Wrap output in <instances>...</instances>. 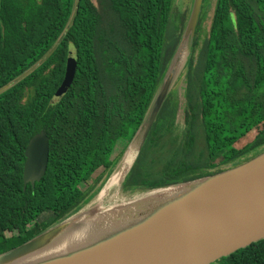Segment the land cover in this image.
I'll return each instance as SVG.
<instances>
[{"label": "trees", "instance_id": "1", "mask_svg": "<svg viewBox=\"0 0 264 264\" xmlns=\"http://www.w3.org/2000/svg\"><path fill=\"white\" fill-rule=\"evenodd\" d=\"M171 2L0 0V252L70 216L100 190L102 175L92 184L89 178L125 150L178 45L183 17L169 34ZM203 10L182 81L167 93L123 192L214 174L264 148V0H215L199 45ZM63 32L54 51L15 81ZM70 51L75 74L57 97ZM179 114L182 135L154 157ZM40 130L49 139L46 171L34 185L24 184L25 148ZM199 135L204 143L195 152ZM44 215L48 220H39ZM218 264H264V238Z\"/></svg>", "mask_w": 264, "mask_h": 264}, {"label": "water", "instance_id": "2", "mask_svg": "<svg viewBox=\"0 0 264 264\" xmlns=\"http://www.w3.org/2000/svg\"><path fill=\"white\" fill-rule=\"evenodd\" d=\"M202 3L203 0H191L184 30L171 58V60L175 59L174 67L177 66L176 59L180 52L185 51L186 53V45L189 42L192 43ZM76 9L77 2L68 26L74 19ZM64 34L65 32L58 37L53 47L39 62L23 72L15 81L26 76L47 58L62 40ZM75 70L76 54L74 51H70L67 55L64 78L57 88L55 96L59 97L67 91ZM164 74L140 126L111 167L113 169L117 165L114 173L117 172L130 146L133 143H138L122 176L116 183H111L107 187L109 190L113 187L117 188L116 193L121 197L122 194H130L138 189L128 191V193L123 192L121 183L136 159L163 101L170 91L171 75L164 78ZM10 85L11 83L5 85L3 89ZM48 154L49 139L45 132L40 130L29 139L25 148L24 184L29 182L34 185L42 178L46 171ZM146 188H152V195L134 200L130 206L137 207L134 215L140 214V220H142L140 226L96 247H90L63 259L48 260L40 264H210L239 248L264 238V151L247 161L214 174L174 185ZM164 189H177L181 193L175 197H166L164 193H161ZM151 201L153 203L149 206ZM121 205L124 204L114 203L108 209L120 210L125 207ZM102 209L107 210L106 208ZM149 210L151 211L148 212ZM86 212L90 213V211L82 213ZM68 217L31 239L0 252V264H14L15 261L34 252L44 244H49L53 236L66 228L77 216L64 222Z\"/></svg>", "mask_w": 264, "mask_h": 264}, {"label": "bare ground", "instance_id": "3", "mask_svg": "<svg viewBox=\"0 0 264 264\" xmlns=\"http://www.w3.org/2000/svg\"><path fill=\"white\" fill-rule=\"evenodd\" d=\"M184 54L185 51H181L177 57V66L181 63ZM137 144L138 143H133L130 146L120 168L114 173L109 183L106 185V188L109 184L116 183L122 176L128 166V161L135 153V146ZM161 193H164L166 197H175L178 196L181 191L177 189H164ZM152 203L153 201L148 205L151 206ZM124 206L125 207H122L120 210L115 208L103 210L99 208L90 211V213L86 212L78 215L75 220L66 226V228L56 233L49 244H44L34 252L15 261L14 264H40L48 260L63 259L90 247H96L114 239L126 231L140 226L142 221L140 220V214L137 213L134 215L133 208L135 207L134 209H136V206L130 207L132 206L131 204Z\"/></svg>", "mask_w": 264, "mask_h": 264}, {"label": "rangeland", "instance_id": "4", "mask_svg": "<svg viewBox=\"0 0 264 264\" xmlns=\"http://www.w3.org/2000/svg\"><path fill=\"white\" fill-rule=\"evenodd\" d=\"M93 1L96 2V0H93ZM190 3H191V0H172L171 7H170V17H171L170 20L171 21L169 20L170 23H168V27H167V30H168L169 34L175 33L176 28H177L178 24H180V21H181V19L183 17V19H182L183 22L181 21L182 25L179 28V30H177V33H179L180 37H181V34H182L183 30H184V26H185V23H186L188 10L190 8ZM214 3H215V0H208L207 2L205 0L204 3H202V6H204V10L203 9H201V10H203L205 12V14H204V16L202 18V21H201V30H200L201 31L200 32L201 33L200 34V38L201 39L198 42L199 45H201V40L203 39V37H204L208 27H209L211 15H212V12H213ZM190 44H191V42H189L186 45V48H185L186 49V53L184 55L185 57L183 58L184 60H182V62L178 66L174 67L175 59H172L171 62L169 63V65H168V67H167L166 73L164 74V78H166L167 76L170 77V75H171L170 90L177 88L178 85L180 84V82L182 81V79L179 78V74H180V71H181V69H182V67L184 65L187 53L189 51ZM176 122L177 123L175 124V126L173 128V132L172 133H165L163 135V137L160 139L159 142H161V143L165 142L166 144L164 145V147H157V151H156L154 157H156V158L160 157L161 158V156H163L164 154H167V152H166L167 149L171 148V145H172V141L170 140L171 137L174 138V137H176L178 135L179 136L182 135V133H183V131L185 129L184 118L182 116H180V114H179V116H177V118H176ZM258 129L259 128L256 129L257 131L255 133L258 132ZM255 133H253V135ZM200 136L201 135L198 136L199 137L198 140H197L198 145L195 148V152L198 151L202 147V145L204 143L203 142V138H201ZM251 138H252V136L237 142L236 143L237 148H240L241 146H243ZM262 151H264V148L260 152H262ZM260 152H258V153H260ZM116 160L113 161V162H116ZM119 161H120V159H119ZM111 166L112 165H110L106 170H105L104 166L99 167L96 170V172L89 178L88 184H92L94 182V180L100 174L102 175L99 183L97 184L98 186H102L100 191L93 198H91L79 211H77L72 216H70L67 219H65L64 222L74 219L76 216L79 215V213H82V212H85V211H91V210L97 209L98 207H100V208L101 207L102 208H106L107 207L106 209H108L114 203H116V204L117 203H123L124 205H127V204L133 203L134 200H138V199H142V198L144 199V197L146 198L147 196L152 195V193H151L152 188H146V187L138 188V189L134 190L130 194L128 192H127L128 194H125V195L122 194V197L118 193H116L117 192L116 191L117 188L115 189V187H113L111 190L106 188V185L108 184L110 176L116 170L115 167L117 165H115L113 167V169H111ZM156 166L159 168L160 167V163L156 164ZM124 205H121V206H124ZM136 209H137V207H136ZM134 211L136 212L135 209H134ZM150 211L151 210H149L148 212H150ZM44 219L48 220L47 215L39 217V220H44ZM57 224H59V222H54V223L50 224L46 229L52 228L53 226H55ZM218 262H219V260H216V261H214V262H212L210 264H218Z\"/></svg>", "mask_w": 264, "mask_h": 264}, {"label": "flooded vegetation", "instance_id": "5", "mask_svg": "<svg viewBox=\"0 0 264 264\" xmlns=\"http://www.w3.org/2000/svg\"><path fill=\"white\" fill-rule=\"evenodd\" d=\"M207 1H208V0H206V2H207ZM205 4H206V3H205ZM205 4H204V5H205ZM213 8H214V7H213Z\"/></svg>", "mask_w": 264, "mask_h": 264}]
</instances>
